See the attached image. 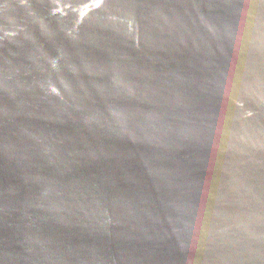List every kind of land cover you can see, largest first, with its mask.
Here are the masks:
<instances>
[{
    "label": "water",
    "instance_id": "obj_1",
    "mask_svg": "<svg viewBox=\"0 0 264 264\" xmlns=\"http://www.w3.org/2000/svg\"><path fill=\"white\" fill-rule=\"evenodd\" d=\"M0 264H264V0H0Z\"/></svg>",
    "mask_w": 264,
    "mask_h": 264
}]
</instances>
